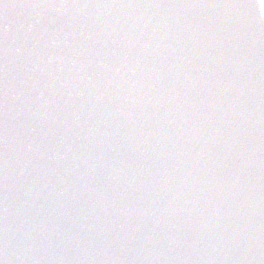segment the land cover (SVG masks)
<instances>
[{"label":"water","instance_id":"obj_1","mask_svg":"<svg viewBox=\"0 0 264 264\" xmlns=\"http://www.w3.org/2000/svg\"><path fill=\"white\" fill-rule=\"evenodd\" d=\"M0 264H192L112 108L1 7Z\"/></svg>","mask_w":264,"mask_h":264}]
</instances>
